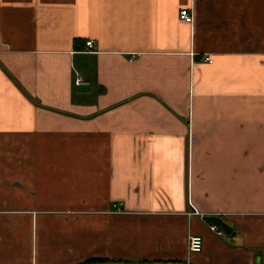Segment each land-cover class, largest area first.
<instances>
[{
	"label": "crops",
	"instance_id": "0c3cea01",
	"mask_svg": "<svg viewBox=\"0 0 264 264\" xmlns=\"http://www.w3.org/2000/svg\"><path fill=\"white\" fill-rule=\"evenodd\" d=\"M0 264H264V0H0Z\"/></svg>",
	"mask_w": 264,
	"mask_h": 264
},
{
	"label": "built area",
	"instance_id": "2783aa9c",
	"mask_svg": "<svg viewBox=\"0 0 264 264\" xmlns=\"http://www.w3.org/2000/svg\"><path fill=\"white\" fill-rule=\"evenodd\" d=\"M179 19H180V21H182L183 23H186V24H192L193 23V15L190 14L187 10H181L179 12ZM85 46H86L87 50H91L93 48L94 44H93V42L88 41L85 43ZM203 60H204V62L211 63V60L208 57H205ZM75 85L79 86L80 84L78 81H76ZM113 208L116 211L119 210L118 206H113ZM192 214L199 217L198 213L195 210L193 211ZM200 218L202 219L203 217H200ZM209 230L219 237L223 236V234H224L219 228L214 227V226H209ZM202 247H203V241L200 237L195 236V237L189 238V240H188V251L190 253H200L202 250Z\"/></svg>",
	"mask_w": 264,
	"mask_h": 264
},
{
	"label": "water",
	"instance_id": "95a60500",
	"mask_svg": "<svg viewBox=\"0 0 264 264\" xmlns=\"http://www.w3.org/2000/svg\"><path fill=\"white\" fill-rule=\"evenodd\" d=\"M78 90L85 91L87 89L83 86H80ZM202 220L204 223H206L209 226H214L219 228L224 234L234 236L231 227H229L221 218L216 216H205L202 218Z\"/></svg>",
	"mask_w": 264,
	"mask_h": 264
},
{
	"label": "trees",
	"instance_id": "16d2710c",
	"mask_svg": "<svg viewBox=\"0 0 264 264\" xmlns=\"http://www.w3.org/2000/svg\"><path fill=\"white\" fill-rule=\"evenodd\" d=\"M77 44H76V42H75V46H76Z\"/></svg>",
	"mask_w": 264,
	"mask_h": 264
}]
</instances>
